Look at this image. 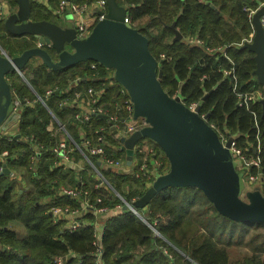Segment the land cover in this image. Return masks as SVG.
I'll use <instances>...</instances> for the list:
<instances>
[{
    "label": "trees",
    "instance_id": "trees-1",
    "mask_svg": "<svg viewBox=\"0 0 264 264\" xmlns=\"http://www.w3.org/2000/svg\"><path fill=\"white\" fill-rule=\"evenodd\" d=\"M4 1L9 13L15 11L13 0ZM59 1L48 0L46 6L30 0V19L57 22L58 16L52 9ZM70 1L81 4L95 0ZM116 1L126 7L129 25L147 37L149 50L161 71L163 89L170 96H179L187 106L199 105V113L206 115L207 122L217 133L235 136L237 145L244 152L253 153L259 145L264 175V115L260 99L251 102L246 109L239 105L233 91L236 83L238 91L259 89L263 96L264 88L253 73L254 53L237 44L253 36L248 10L258 8L264 0ZM4 18L0 16V47L9 56H16L36 44L31 35L16 36L7 32ZM60 19L63 23L68 20L64 14ZM171 24L182 35L181 39L173 40ZM187 37H196L203 44H192ZM224 44L229 45L225 55L207 50ZM45 47L55 57L54 51ZM91 62L94 61L51 70L39 58L31 57L21 69L24 78L12 71L7 80L14 95L20 99L33 100L35 93L41 96L71 136L79 141L81 130L89 135L92 130L76 123L72 117L75 109L59 106L61 99L71 98L75 91L88 87L103 88L98 105L109 114L116 113L121 122L125 116L122 106L128 98L121 92L119 83L109 81L110 69L97 64L96 70L92 71L89 68ZM232 64L234 81L224 74ZM48 89L53 92L45 95ZM22 106L16 126L19 136L4 135L0 130V151H8L4 163L13 174L22 175L24 179L19 185L13 174L0 170V264H57L54 260L57 257L63 258V264H264L263 222L229 219L216 210L200 189L190 186L158 191L145 207L137 208L144 221L124 206L115 191L132 203L145 192L155 174L150 180L136 176L137 165L128 173L102 168L100 171L111 187H95L98 178L90 168L79 172L66 169L56 164V158L46 150L58 138L46 130L51 119L46 107L38 100ZM91 122L94 127L108 126L103 116L92 115ZM104 134L107 152L123 156L114 135L108 130ZM151 142L153 152L146 155L145 161L152 168V160L159 158L162 163L158 173L166 172L168 160L161 148ZM137 144L145 150L150 146L142 141ZM31 145H37L39 151L33 168H30ZM135 158L140 164L143 155L137 154ZM58 185L88 190V195L80 197L93 203L81 219L87 224L68 230L63 220L53 219L51 209L54 206H80L79 198L59 195L56 192ZM260 191L264 194V181ZM96 198H100V202ZM117 204L121 205L118 212L101 218V233L95 236L93 209L100 205L114 209ZM12 221L24 226L23 238L8 228ZM241 247L247 249L245 254L230 255L229 249Z\"/></svg>",
    "mask_w": 264,
    "mask_h": 264
},
{
    "label": "water",
    "instance_id": "water-1",
    "mask_svg": "<svg viewBox=\"0 0 264 264\" xmlns=\"http://www.w3.org/2000/svg\"><path fill=\"white\" fill-rule=\"evenodd\" d=\"M15 11L4 18V27L12 35H31L35 45L16 56H9L0 47V125L17 118L12 108V92L7 75L19 73L31 57L39 58L51 70H61L80 62L95 61L113 70L111 80L128 94L134 119L146 125L128 138H120L131 163L133 147L143 137L156 143L166 156L169 168L155 173L145 192L131 205L145 207L151 198L167 187H197L216 210L237 222L264 223V194L259 187L245 189L243 172L236 167L230 150L231 137L222 143L217 131L199 113V105L187 106L179 96H170L160 82L157 59L150 52L147 37L124 22L126 7L116 0H106L104 17L92 26L89 34L78 38L73 23L30 19V0H13ZM264 4L252 15L253 36L242 46L254 53L255 74L264 88ZM173 40L182 35L174 24ZM45 46L50 47L53 57ZM264 115V93L260 98ZM104 117V116H103ZM115 131L113 130V133ZM19 136L16 134V137ZM118 136V135H116ZM99 164V162H97ZM3 172L10 173L7 168ZM126 207V206H125Z\"/></svg>",
    "mask_w": 264,
    "mask_h": 264
},
{
    "label": "built area",
    "instance_id": "built-area-1",
    "mask_svg": "<svg viewBox=\"0 0 264 264\" xmlns=\"http://www.w3.org/2000/svg\"><path fill=\"white\" fill-rule=\"evenodd\" d=\"M42 3H46V0H40ZM4 2H0V16L5 17L9 12L8 9L4 6ZM264 4V1L260 4V6ZM6 5V4H5ZM92 5H94V9L92 10V15L94 17L92 18H86L84 15L88 11H91ZM92 5H89V3H81L77 4L75 2H71L70 0H60L55 8L52 9V12L57 15L58 17L63 16L65 13H69L72 15L71 19L69 18V21L73 23L74 28L76 29V36L78 38L85 37L89 34L92 26L95 22L98 20L103 19L104 12L106 11V0H95L92 2ZM7 6V5H6ZM259 6V7H260ZM8 7V6H7ZM258 7V8H259ZM250 9L248 10V18L251 22V18L253 13L258 9ZM245 10H247L245 8ZM89 19V20H88ZM88 20V21H87ZM263 23H264V16L262 17ZM124 22L129 24V18L126 14L124 17ZM252 25V24H251ZM252 39V36L249 39L242 40L237 45H243L245 42H250ZM188 42L196 45H202L203 41L196 38V37H187L186 39ZM229 45H217L212 48H207L209 52H217L222 53L225 55V51L228 48ZM163 57V55H161ZM97 62H91L89 64V68L92 71H95L97 68ZM108 69V68H107ZM234 67L233 64L228 68V70L224 71V74L230 75L231 79L233 81L236 79L235 73H234ZM22 78L23 73L22 71L18 73ZM93 74V72L91 73ZM109 81L114 82L111 80V77L113 75V70L110 69L109 73ZM26 81V80H25ZM27 85L29 83L26 81ZM233 91L236 93L237 98L239 99V105L245 106L246 109H249L250 103L254 102L256 99H260L259 97H254L253 92H242L238 91L236 89V83L233 85ZM103 88L99 90H95L92 87H88L87 89L83 91H75L73 93V97L71 98H63L58 103L61 107H73L75 109L72 117L74 121L78 124L84 125L87 128H90L92 130V133L89 135L87 131L81 130L79 141H76L71 134L66 130L64 124H62L57 117L51 112V110L46 106L43 98L35 93V99L31 100L29 98L20 99L16 97L12 92V108L10 110L11 112H15L17 114V118L12 120L11 122H16L15 126H17V122L19 120V112L22 109V105H29L33 103L35 100H38L41 102V104L46 107L48 110L51 119L49 123L46 126V130L51 133L52 136L58 137L54 144L47 147L46 150H49V152L54 156L58 157L60 161H62V164L66 163H73L74 154H77L79 157L80 167L81 165L84 167L90 168L94 174L95 177L98 178V183L95 185V187H98L99 185H109L108 181L105 179L103 174L101 173L102 168H114V169H121L123 172H133V169L137 165V170L135 171L134 175L136 176H143L146 177L147 180H150L152 175L155 173H158V168L160 164L162 163L159 158H154L152 160V168L148 167L146 160V155L153 152V148L151 146H148L147 150H145L142 146L138 145L137 143L134 145L133 150V157L132 162L130 165H126V153L125 149L123 148V142L120 141V138H128L130 134H132L134 131L142 128L146 125V122L142 118L134 119L133 117V108L132 103L130 101V98L128 96L127 99L124 100L123 103V112L125 114L124 118H122L121 122L118 120V115L116 113L109 114L107 113V110L104 109L102 106L98 105L100 94L102 93ZM53 90L48 89L45 91V95H49L52 93ZM121 92H125V89L122 87ZM127 94V93H126ZM128 95V94H127ZM196 104H191L189 107L194 108ZM252 113L255 115V113L252 111ZM92 115H98V116H104V118L108 122V126L100 125L98 127H94L93 123L91 122ZM11 122H9L7 125H9ZM6 125V128L8 127ZM257 126V124L255 123ZM1 126V125H0ZM1 129H6L2 128ZM106 130L110 131L112 135L116 138V141L120 147V149L123 151V156H117L115 152H107L105 145V132ZM113 130L115 131L113 133ZM16 132V131H15ZM14 133H7L8 136L15 135ZM118 135V136H116ZM219 137L224 143L229 137H231V143H230V150L231 153L234 156V160L236 162L237 169L241 170L243 172L244 182L247 184V187L245 189L252 190L255 187H261L262 182L264 181V175L261 171V158L259 156L260 153V147L257 145L256 150L251 153L244 152L236 143L235 136H229L224 133H220ZM257 139H258V131H257ZM39 146V145H38ZM41 147V146H39ZM31 155H30V168H33L35 164V156L39 152L37 145H31L30 147ZM246 150V149H245ZM143 155L142 162L140 164H137V160L135 156ZM8 155L7 150L0 151V161L2 164L0 165V170H3L5 167V158ZM136 161V162H135ZM99 162V164H97ZM136 164H135V163ZM135 164V165H133ZM133 166V167H132ZM155 177V175H154ZM154 179V178H153ZM110 186V185H109ZM111 187V186H110ZM56 190L58 191L59 195H69L71 197H84V195H87V189L85 188H76L71 186H64L59 185L57 186ZM115 193L118 195L121 202L124 204V206L131 209L136 215H138L142 220L146 221L144 216L137 210L134 209L131 205V202L126 201L121 195H119L116 191ZM83 204L81 207L77 208H68L67 206L63 207H55L53 212V219L55 221L57 220H64L65 218L62 217H68L69 222L66 224V228L68 230H74L77 227L81 225L87 224V222L81 220L82 215L85 211H88V207L92 206V202L88 201L87 199H82ZM97 201L100 202V198H96ZM121 205L117 204L115 208H119ZM108 206L100 205L96 206L93 209L94 216L96 218V222L99 220L98 216L105 214L108 211ZM98 219V220H97ZM95 222V236H98L97 232V223ZM151 228L154 231V234L158 235L157 230L154 228L153 225L149 224ZM96 243V242H95ZM1 245V244H0ZM97 245H99V241L97 240ZM5 249V247H3ZM165 253H167V250H163ZM97 256L100 255V251H97ZM170 256V255H169ZM57 264H63V258L57 257L54 259Z\"/></svg>",
    "mask_w": 264,
    "mask_h": 264
},
{
    "label": "crops",
    "instance_id": "crops-1",
    "mask_svg": "<svg viewBox=\"0 0 264 264\" xmlns=\"http://www.w3.org/2000/svg\"><path fill=\"white\" fill-rule=\"evenodd\" d=\"M6 5H7V2L6 1H4V0H2ZM37 2H40V3H42L40 0H36ZM4 4V6L8 9L7 11L9 12V7H7L6 5ZM42 4H44V5H46V6H48L49 4H48V0H46V3H42ZM89 5H92V2L91 3H89ZM94 9V5H92V9H91V11H88L87 13H85V17L86 18H92V17H94L93 15H92V13H93V10ZM64 15H69V13H65ZM61 17H58L57 18V20L59 21V22H62L63 23V21L60 19ZM69 19V18H68ZM89 20V19H88ZM87 20V21H88ZM58 22V23H59ZM3 50V49H2ZM4 51V50H3ZM5 52V51H4ZM14 121V120H13ZM2 125L4 124V123H1ZM15 124H16V122H11L9 125H7L8 126V128L9 127H11L12 125L13 126H15ZM1 125V126H2ZM0 126V127H1ZM16 127V126H15ZM0 130L2 131V134H4L3 133V131L5 130V129H1L0 128ZM4 135H8V134H4ZM15 135H16V132H15ZM150 146H151V144H149ZM152 147V146H151ZM153 148V147H152ZM56 158V160H57V162H56V164L58 163L59 165H62L64 168H66V169H70V170H74L75 172H79V171H82V170H85V169H88V167H84V166H82L81 165V167H80V162H79V157H78V155L77 154H74L73 155V158H75V160H73V163H66V164H62V161H60V159L58 158V157H55ZM126 159V158H125ZM131 162H132V160H131ZM136 162V161H135ZM134 162V163H135ZM126 165H130V164H127V160H126V163H125ZM136 164V163H135ZM135 164H133V165H135ZM133 167V166H132ZM4 168H7V166H6V164H5V167ZM8 169V168H7ZM105 169V168H104ZM9 170V169H8ZM119 170H121V169H119ZM3 171V170H2ZM10 171V170H9ZM10 173L11 174H13L11 171H10ZM14 175V177H15V179L17 180V182H18V184L20 185H22L23 184V177H22V175H19V174H17V173H14L13 174ZM71 197V196H70ZM81 197V196H80ZM80 197H73V198H79L80 199V206L79 207H81L82 206V204H83V200L80 198ZM118 209V208H117ZM116 208H114V209H108V211L105 213V214H103V215H100V216H98V221L96 222L97 223V232H98V236H100V233H101V224H100V220H101V218H104L105 216L107 217V216H110V215H112V214H115L116 212H118V210H117ZM85 213H87V211H85L84 213H83V215L85 214ZM94 214V213H93ZM82 215V216H83ZM100 217V218H99ZM62 218H65L63 221H64V223H65V226H66V224H67V222H69V220H68V217H62ZM82 219V218H81ZM8 228L9 229H11V230H13L15 233H16V235L19 237V238H23L24 236H25V233H26V230H25V228H24V226L21 224V223H19V222H17V221H12V222H10L9 223V225H8ZM243 250H247L246 248H244V247H241Z\"/></svg>",
    "mask_w": 264,
    "mask_h": 264
},
{
    "label": "rangeland",
    "instance_id": "rangeland-1",
    "mask_svg": "<svg viewBox=\"0 0 264 264\" xmlns=\"http://www.w3.org/2000/svg\"><path fill=\"white\" fill-rule=\"evenodd\" d=\"M57 22H59L58 20H57ZM59 23H61V22H59ZM53 55H55L54 53H53ZM259 90V89H258ZM255 91V92H253V95H254V97H262V94H261V92L260 91ZM16 131V127L15 126H11V127H7L4 131H3V133L4 134H7V133H14ZM139 141H142V142H146V143H152L151 142V140L149 139V138H147V137H143V138H141V139H139ZM59 186V185H58ZM64 186H67V185H64ZM245 187H247V184H245ZM56 192L58 193V191L56 190ZM117 192V191H116ZM87 193L89 194V192H88V190H87ZM118 193V192H117ZM87 194V195H88ZM116 194V193H115ZM119 194V193H118ZM117 195V194H116ZM120 195V194H119ZM118 196V195H117ZM55 207H61V206H59V205H57V206H54L52 209H51V214H52V216H53V212H52V210L55 208ZM77 208V207H76ZM54 218V217H53ZM245 252H247V250H243L242 248H231V249H229V253H230V255H232V256H242L243 254H245Z\"/></svg>",
    "mask_w": 264,
    "mask_h": 264
}]
</instances>
